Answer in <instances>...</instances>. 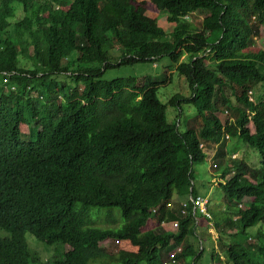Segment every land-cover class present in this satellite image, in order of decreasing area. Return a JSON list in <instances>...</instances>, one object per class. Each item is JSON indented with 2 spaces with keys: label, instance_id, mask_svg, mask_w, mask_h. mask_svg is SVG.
Returning <instances> with one entry per match:
<instances>
[{
  "label": "trees",
  "instance_id": "1",
  "mask_svg": "<svg viewBox=\"0 0 264 264\" xmlns=\"http://www.w3.org/2000/svg\"><path fill=\"white\" fill-rule=\"evenodd\" d=\"M254 39L264 40V0H0V264H35L27 234L70 247L52 264H164L178 248L176 264H202L207 249L213 264H264V47ZM165 59L158 80H103ZM175 76L189 96L166 105L159 90ZM169 106L194 108L203 129L169 124ZM230 140L257 150L261 168L231 154ZM206 149L229 204L216 212L210 200L212 219L192 201ZM94 208L120 209L122 226L96 227ZM113 239L118 255L101 245Z\"/></svg>",
  "mask_w": 264,
  "mask_h": 264
},
{
  "label": "rangeland",
  "instance_id": "2",
  "mask_svg": "<svg viewBox=\"0 0 264 264\" xmlns=\"http://www.w3.org/2000/svg\"><path fill=\"white\" fill-rule=\"evenodd\" d=\"M141 1H146V0H141ZM18 16L22 18V11L18 12ZM164 16V17H162ZM161 18L159 19V26L164 28L165 31H167L168 34H171L173 32V27L168 25L166 23V16L162 15ZM204 19L203 15H197L195 17V21L197 25H200ZM253 46H263L264 47V40H259V39H254L251 43ZM32 55V54H31ZM24 63H27L25 58H23ZM34 64V63H33ZM31 65V62L27 64V67L34 68V65ZM170 61L165 59L162 62H158L156 64H138L133 67H122L114 70H109L105 73L103 76V80L107 82H111L117 79H129V78H136L139 81H144L146 78H153L155 80H158L159 77L163 75V73H168V70L170 68ZM37 68V67H35ZM60 81L63 84H70V81L60 79ZM7 95L10 94L9 91H7V87L4 90ZM1 92V89H0ZM11 92H15L12 90ZM264 94V87L259 86L255 90V97L256 100L258 101V97ZM181 96L183 98H186L189 96L188 91L186 90L184 83L181 79L177 78L175 76L173 78L172 84H168L165 87H162L159 90L158 97L161 100L162 103L164 104H169L171 100H173L174 97L176 96ZM34 98H37L38 95L33 94L32 95ZM183 112L186 115L181 114L180 109L175 108V107H168V122L169 124H174L176 122V119H181L183 121L182 125V131H186L188 129V125L190 128H193L196 131H201L203 129V120L201 119L199 113L194 109L189 106H183L182 107ZM182 117V118H181ZM221 120L223 121L224 124L227 123L229 120V115L228 113H222L219 115ZM188 123V125H187ZM251 130L253 133H256L254 125H251ZM25 141H30V137H25ZM229 149L231 154L232 153H237L238 154V159H244L247 160L252 166L255 168H261V157L258 153L257 150L253 148H249L246 145H244L242 140H230L229 144ZM207 150V149H206ZM209 156H212L214 154L213 150H207ZM254 152V153H253ZM235 156V155H234ZM257 156V157H256ZM195 171H196V187L199 192H202V184H204V187L206 189L208 188L211 190L210 193V200H211V207L216 212H223L225 208L229 207V204L226 200H224L225 193L221 187V176L222 171L220 170H213L212 169V164L208 158L205 164L197 165L195 166ZM219 180V185L218 187H214L213 181L215 179ZM227 179L229 180L230 177L228 176ZM207 190V194L209 193ZM206 194V195H207ZM252 202L251 198L245 199V201L242 203L243 209H246L248 207V204ZM236 206L237 203H234ZM91 214H92V219L95 221V226L99 228H107V229H117L122 226V223L124 222L123 220V214L120 209L114 208V209H91ZM155 227L154 223L151 222V224L148 226L146 230L153 229ZM168 229H171V227H168ZM258 230V229H257ZM257 230H253L252 233H255ZM235 232V231H234ZM212 234L218 240L219 234L217 231H212ZM27 242H28V247L30 254L32 256V260L35 264H52L53 261H60L64 258V254L70 250V247L62 245V244H55L53 246H48L42 242H40L37 238H35L31 234H27L26 236ZM119 243L116 240H109L103 242L101 245L102 247L107 248L112 254L118 255L120 247L118 245ZM251 244L257 245L255 241H251ZM219 253L224 254L225 257V252L224 249L220 246H218ZM213 254L212 252L207 249L205 253V257L202 260V264H213ZM168 259V256L165 258V260ZM226 259V258H225ZM102 261H96L93 262L92 264H99ZM111 262V261H110ZM112 262L118 263L117 260L113 259ZM146 264V263H143ZM228 264V263H227Z\"/></svg>",
  "mask_w": 264,
  "mask_h": 264
},
{
  "label": "built area",
  "instance_id": "3",
  "mask_svg": "<svg viewBox=\"0 0 264 264\" xmlns=\"http://www.w3.org/2000/svg\"><path fill=\"white\" fill-rule=\"evenodd\" d=\"M229 139L230 138L228 137V140ZM192 201L194 203L196 211H199L201 214H203L204 216H207L210 219L213 218V215L211 214V211H210V199L209 198L205 196H198L196 198H192ZM241 208H244L243 205H241ZM172 226H173V229L175 230H178L180 227L178 222L173 223ZM182 251H183L182 248H178L175 251L171 252V254L168 256V259L164 260V264H176L177 256Z\"/></svg>",
  "mask_w": 264,
  "mask_h": 264
},
{
  "label": "crops",
  "instance_id": "4",
  "mask_svg": "<svg viewBox=\"0 0 264 264\" xmlns=\"http://www.w3.org/2000/svg\"><path fill=\"white\" fill-rule=\"evenodd\" d=\"M213 152H214V154L212 155V156H209V160H211L214 156H215V154H216V152H215V150H213ZM216 180V179H215ZM215 180L213 181V184H211V185H214V187H218V185H219V183L218 182H216V184H215ZM218 181V180H217ZM200 184H202V188H204V189H202V192H199V195H202V196H206V197H209L210 196V193H211V190H209L208 188L206 189V187H204V184L201 182ZM207 190H209L208 192V194H207ZM207 194V195H206ZM174 203L175 204H180L181 203V200H180V198L179 197H176L175 199H174Z\"/></svg>",
  "mask_w": 264,
  "mask_h": 264
}]
</instances>
